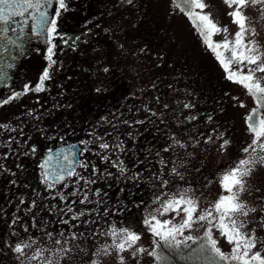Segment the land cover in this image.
<instances>
[{"label": "rangeland", "instance_id": "rangeland-1", "mask_svg": "<svg viewBox=\"0 0 264 264\" xmlns=\"http://www.w3.org/2000/svg\"><path fill=\"white\" fill-rule=\"evenodd\" d=\"M203 2L207 5L204 12L210 14L219 27H226L231 39L238 31L237 25L229 16L232 9L224 0ZM116 3L119 8L116 11L110 10V27L108 31L107 28L105 30L106 36L102 35L104 45L108 46L107 42L111 41V76L113 78L114 73H118L119 77L129 79L135 84L139 83L140 92L147 93L150 97L153 90L157 89L161 103L158 117L159 127L162 129V144L160 154H155L157 163L154 165L152 156H149L148 165L137 174L143 180L137 186L141 188L142 184L143 188L139 196L141 198L133 205L127 204L128 214L125 219L130 224H109L115 225L117 229L128 228L139 234L141 239L136 247L151 251L154 237L144 226L143 220L158 207V204L153 203L157 196L162 193H175L177 189H191L188 195L198 201V210H203L210 207L220 195H227L220 186L219 177L234 167L239 159L244 158L243 149L251 144L253 139L245 118L256 105L254 98L241 85L226 79V73L217 61L215 53L206 47L192 22L177 7L181 0H117ZM244 14L256 32L255 36L249 38L254 39L261 51H264V18H261L257 7L244 9ZM140 24L148 28L138 36L135 35L134 44L130 46L128 37L133 35L130 31L137 30ZM122 35H125L127 42ZM223 39L224 33L212 37L214 43H221ZM126 43L128 46L124 48ZM224 54L230 55L228 52ZM116 62H122V65H115ZM236 67L233 65V70ZM257 76L264 74L257 73ZM261 83L264 85V80ZM260 113L264 115V109H260ZM33 131L32 128L31 132L21 131L22 133L18 134L12 131L0 135V238L4 240L0 242V264H48V261L53 264H120L121 256L124 264H137V260L139 264H157L155 259L148 255V251L136 258L131 255L135 249L119 253L109 248L106 254L103 253L101 249L112 243L110 235H107L111 232V227L102 230L88 228L87 221L90 217L85 215L83 218V215H79L84 212L82 210L76 213L75 208L82 204L72 205L75 200L71 199V191L74 190L70 189L71 196L67 200L59 202L57 194L51 193L49 189H44V194L31 192L24 195L12 185L14 175L31 173L27 171L25 163L29 159H32V162L36 160L46 144L43 140L46 136ZM47 135L53 138L52 134ZM56 136L67 141L74 140L72 137L77 134L65 133ZM209 136L212 140L206 142ZM96 139L101 143L97 136ZM225 140L228 144L221 148ZM176 141H179V144ZM37 142L40 144H33ZM181 144L184 147H181ZM165 148H168V151H164ZM90 151L87 147L84 148L81 163L84 166H80L79 174L90 172L92 168L88 165ZM133 157L138 159L142 156L134 154ZM124 158L125 162L122 164L113 162L118 166V170L124 168L123 173L120 171L121 174L130 175L129 155L126 153ZM108 160V157L103 158V162ZM161 160L164 161L163 164ZM90 163L96 164L92 159ZM95 166L103 169L104 176L111 173L104 164ZM173 168L176 173L172 172ZM104 179L100 178L101 181ZM162 180L168 182L166 187H161ZM245 181V191L240 199L256 211L241 219L248 222L245 231L255 230L257 248L254 251L259 250L264 254V244L260 243L264 241V225L261 224V205L258 201V191L264 185V166L257 165L251 174L245 177ZM68 190V187H64L62 193ZM68 208L72 211L69 212ZM135 209H139V216L134 215ZM74 214L77 218L71 219ZM101 214L102 212L98 213L100 218ZM174 215L169 213L158 218L168 220ZM34 216L38 221L32 222ZM16 217L20 222L14 221ZM62 220H68L69 224L62 223ZM179 220L180 217L177 216L174 222L178 223ZM71 225L75 227L70 228ZM61 230L66 236L71 230L77 234V238L69 237L65 242L64 237L56 235ZM202 231L201 228L191 234L199 236ZM47 233H53L55 239H60L62 243L56 244L53 237ZM5 236L8 238H4ZM214 237L218 239V246L222 251H231L232 246L218 232L214 231ZM22 240L32 244L31 248L24 249V256L13 251L15 244ZM195 247L197 245L182 248L181 251H184V256L187 257ZM157 251L175 260L173 251L169 249L160 248ZM35 253H40L39 258L29 259ZM180 264H193V261L186 262L181 259ZM195 264L200 262L196 261Z\"/></svg>", "mask_w": 264, "mask_h": 264}, {"label": "flooded vegetation", "instance_id": "flooded-vegetation-1", "mask_svg": "<svg viewBox=\"0 0 264 264\" xmlns=\"http://www.w3.org/2000/svg\"><path fill=\"white\" fill-rule=\"evenodd\" d=\"M109 1L64 0L65 8L60 9L58 0H42L44 7L40 11L46 12L49 20H56V33L50 43L33 30L36 9H25L23 16L12 17L8 24L0 22V76L3 77L0 79V135L12 131L31 132L33 128L34 133L46 136L40 156L25 163L31 173L14 175L12 185L22 186L24 195L44 194L46 189L57 194L68 187L69 190L63 192L66 200L73 192L70 189L74 190L77 194L71 197L75 200L72 205L87 198L82 206L75 208L76 213L84 211L83 218L90 217L87 227L101 230L112 227L109 222L130 224L125 219L127 204L136 203L143 188L142 184L141 188L137 186L143 182L137 174L148 165L149 156L154 165L157 163L155 154H160L162 144L158 117L161 103L157 89L150 97L140 92L139 83L119 77L118 73L111 76V41L107 42L108 46L104 45L102 35L105 37V30L110 27V10L116 11L119 4L117 0ZM13 27L16 32L12 31ZM4 28L8 31L4 32ZM18 35L20 41L11 43ZM123 38L126 40L125 35ZM126 46L128 43L124 48ZM49 48H52L51 61ZM115 65L120 66L122 62ZM105 68L108 70L104 71ZM45 70L49 72V79L44 82V91L36 92L34 89ZM17 93L21 95L17 97ZM33 117L38 118L34 120ZM65 133L77 136L67 141L56 136ZM47 134H52L53 138ZM71 142L79 145V160L74 169L78 175L68 176L49 188L44 183L41 167L44 157L51 150ZM102 143H108L109 148H100ZM85 147L91 150L90 159L96 164L89 159L90 172L79 174ZM126 153L130 175L121 174L113 162H125ZM134 154L142 157L135 159ZM105 155L109 159L107 162H103ZM101 164L111 173L104 176L103 169L95 166ZM100 178L105 179L101 181ZM86 180L89 182L85 183ZM258 201L264 220V185L258 191ZM101 212L102 221L98 215ZM134 215L139 216V209L134 210ZM262 235L264 238V231Z\"/></svg>", "mask_w": 264, "mask_h": 264}, {"label": "snow or ice", "instance_id": "snow-or-ice-1", "mask_svg": "<svg viewBox=\"0 0 264 264\" xmlns=\"http://www.w3.org/2000/svg\"><path fill=\"white\" fill-rule=\"evenodd\" d=\"M58 3L60 9L65 8L64 0H58ZM224 3L232 9L229 16L238 27V31L231 39H229L228 29L219 27L210 14L204 12L207 5L203 0H181L177 7L192 22L195 30L203 38L206 47L215 53L217 61L226 73V79L241 85L255 101L256 107L245 118L246 126L253 137L252 142L243 149L244 158L239 159L234 167L219 177L220 186L227 195H220L210 207L198 210V201L188 195L191 189H177L175 193H162L153 201V203L158 204L154 213H149L143 220L144 226L154 237L153 249L148 251L143 247H136L137 242L141 239L139 234L128 228L117 229L113 225L111 232L107 233V235H110L112 243L101 249L105 254L109 251V248L119 253L135 249L131 252L133 258L148 251V255L153 257L157 264H170L169 258L157 251V249L166 248L178 253L180 258L186 262L193 261V264L196 261H199L200 264H264V254L259 250L254 251L257 248L255 230L245 231L248 222L241 219L242 217H248L256 209L250 208L240 199L241 194L245 191V177L249 176L257 165L264 166V115L260 113V109H264V85L261 83L264 76H257V73L264 74V51H261L260 46L254 39L249 38L255 36L256 32L249 25V18L244 14V9L257 7L261 18H264V0H224ZM43 7L42 0H35V3L33 0H0V22L8 24L12 17L23 16L25 9H36L37 12L33 15L35 21L33 30L36 34L45 37L47 42L50 43L56 33V20L55 18L49 20L46 12L40 11ZM56 15H59V12ZM24 23H27V21H24ZM3 31L7 32L8 29L4 28ZM12 31L16 32V29L13 27ZM220 33H224L223 42L214 43L212 37ZM20 39L21 36L18 35L16 41H11V43L16 44ZM225 52L230 53V55L225 56ZM48 54V59L51 61L52 48L48 49ZM233 65L237 66L235 70H233ZM107 70L104 69V71ZM2 78L0 76V79ZM48 79L49 72L45 70L34 91H44V82ZM16 95L18 97L21 93ZM185 107H188V105H185ZM191 119H195V117H191ZM137 123H142V121ZM211 140L212 137L209 136L206 142H211ZM176 143L179 144V141H176ZM227 144L228 141L225 140L221 148ZM180 146L184 147L182 144ZM99 147L108 149L109 144L102 143ZM164 151H168V148H165ZM71 154L70 149L68 155ZM68 155L64 157L66 160ZM104 159H107V156ZM161 163L163 164L164 161L161 160ZM41 167L46 168L47 162L42 164ZM93 171L95 172V168ZM120 171L123 173L124 168L121 167ZM172 172L176 173V169L173 168ZM49 175H51V183H49ZM73 175L78 174L70 166L61 167L54 174L46 172L44 183L49 188H53L56 183L63 181L66 176ZM88 182L85 181V183ZM91 182L94 183V181ZM167 183L166 180H162L161 187H166ZM57 194L62 200L66 199L63 193ZM76 194L75 191L71 193L73 196ZM164 197H167V199H164ZM85 199L87 198L82 199L80 203H84ZM68 211L71 212L72 209L68 208ZM169 213L175 214L172 219L161 220L158 218V216ZM79 215H84V212H80ZM177 216L180 217L178 223L174 222ZM76 218L74 214L71 219ZM61 222L69 224L68 220H62ZM261 224L264 225V220L261 221ZM74 227L75 225L70 226V228ZM201 228L203 229L201 235L194 236L191 234L194 231H200ZM25 231L27 232V229ZM214 231L218 232L232 246L230 252L226 253L218 246L219 241L214 237ZM47 235L53 237L56 244L62 243L60 239H55L53 233H47ZM56 235L64 237L65 242L69 237L72 239L77 238V234L71 232V230H69L67 236L63 230ZM260 243L264 244V241H260ZM192 245H197V247L192 248V253L189 256H183L181 249L191 248ZM31 247V243H25L22 240L15 244L13 251L24 256V249ZM61 250L66 251L67 249ZM39 255L40 253H35L29 259L36 260ZM48 264H53V262L48 261ZM120 264H124L122 256ZM137 264H139V260H137Z\"/></svg>", "mask_w": 264, "mask_h": 264}, {"label": "water", "instance_id": "water-1", "mask_svg": "<svg viewBox=\"0 0 264 264\" xmlns=\"http://www.w3.org/2000/svg\"><path fill=\"white\" fill-rule=\"evenodd\" d=\"M71 149L72 154H69V150ZM68 155V159L66 160L64 157ZM79 160V145L75 142H71L65 144L61 147L55 148L48 152L45 157L43 164L47 162V167L43 168V173L45 175L46 172L54 174L61 167H71L73 170L78 164ZM68 176L65 177V179ZM49 182H52L51 175H49Z\"/></svg>", "mask_w": 264, "mask_h": 264}, {"label": "trees", "instance_id": "trees-1", "mask_svg": "<svg viewBox=\"0 0 264 264\" xmlns=\"http://www.w3.org/2000/svg\"><path fill=\"white\" fill-rule=\"evenodd\" d=\"M144 24V23H143ZM143 24H140L138 27H137V30L136 29H132L130 32L133 34L132 36H129V45L132 46L134 44V41L136 39V36H138V34H141L143 31H146V29L148 28L147 26H144ZM136 35V36H135ZM146 37V36H145ZM16 189L18 190H21L22 192L24 191V188L18 184H16L15 186ZM22 212V210L20 211ZM20 214H24V213H20ZM35 218L32 220V222H35V221H38V218H36V216H34ZM23 218V217H22ZM18 220V217L14 218V221H17ZM23 220V219H22ZM9 221V220H8ZM12 221V220H11ZM30 220L28 219L27 222H29ZM18 222H20V220H18ZM26 228V227H24ZM2 236V234H1ZM9 237L11 236L10 234L8 235ZM8 236H5L4 238H8ZM3 238H0V242H3L2 241ZM183 253V256L185 254L184 251H181ZM163 254V253H162ZM169 254V253H168ZM164 255V254H163ZM175 256V260H171L169 259L170 261V264H180L181 263V258H180V255L178 253H174L173 254ZM164 256H167L168 255H164Z\"/></svg>", "mask_w": 264, "mask_h": 264}]
</instances>
